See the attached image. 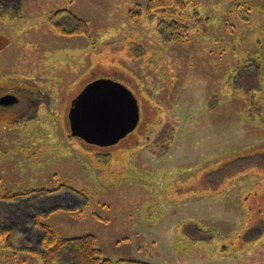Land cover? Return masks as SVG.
<instances>
[{
	"label": "rangeland",
	"instance_id": "obj_1",
	"mask_svg": "<svg viewBox=\"0 0 264 264\" xmlns=\"http://www.w3.org/2000/svg\"><path fill=\"white\" fill-rule=\"evenodd\" d=\"M22 1L20 15H0V96L17 97L0 104V188L66 183L86 196L64 188L0 203L17 228L0 264H42L34 211L62 236L95 234L112 264H264V112L233 82L247 58L264 63V2L199 0L191 40L164 44L161 13L129 19L148 0ZM250 6L249 19L237 13ZM60 9L87 19L91 35L57 33L48 17ZM97 78L140 105L137 128L104 147L72 136L68 116Z\"/></svg>",
	"mask_w": 264,
	"mask_h": 264
},
{
	"label": "trees",
	"instance_id": "obj_2",
	"mask_svg": "<svg viewBox=\"0 0 264 264\" xmlns=\"http://www.w3.org/2000/svg\"><path fill=\"white\" fill-rule=\"evenodd\" d=\"M262 1L264 2V0ZM237 5L238 7L236 6V8L239 9L241 4L237 3ZM243 5L246 4L242 3V7L244 8ZM198 6L199 0H148L145 8L138 4L135 8L131 9L129 12V19L139 22L143 13L150 17H154L161 13L158 30L164 44L186 42L192 38L191 26L193 22H202V20H204L198 10ZM22 8V0H0V15L18 16L21 14ZM252 8L253 6H250V10L245 8L247 10L245 13L241 10H238L237 13L242 18L249 19ZM207 19L206 17V20ZM48 22L59 34L91 35L89 21L69 9H60L53 12L48 17ZM211 49L212 52L217 50V48L215 49L213 47ZM263 64L264 63L258 62L255 58L249 57L244 60L242 65L238 66L236 74L234 75L235 79L233 78V82L244 89V93H247L248 96L253 99L251 108L253 111L255 109L259 112V114L255 113V115L258 114L259 116L264 112V100L259 95V91L263 87L264 82ZM260 152L261 150H253L252 155L235 158L238 163L234 169V175L237 174L239 169L241 170L249 166L247 163H253L251 159ZM228 164L229 163L221 167L219 170L220 176L224 174L225 169L227 171V169L230 168V164ZM225 166L227 167L225 168ZM250 167L251 169L257 168L258 171L261 169V165L257 166L256 164H252ZM205 179L210 182L208 177H205ZM218 184H223L224 186L225 181L220 179L218 180ZM218 184L212 186L218 187ZM64 188H68L82 196H86L84 191L82 192L81 190L72 188L66 183H60L52 188L40 187L34 189H20L18 191H4L0 188V203L7 205L8 203L15 204L17 201L26 198L33 200L35 196L42 197L45 194L52 195ZM45 217V214L34 211L33 225L40 230L41 235L37 243L38 246H36L37 248L34 250L32 249V251L40 257L42 264H61L63 261H67V264H112V261L104 256L95 234L84 233L72 237L62 236L53 225L44 221ZM4 221L5 218L1 217L0 242L3 243L2 247L6 248L12 245L11 239L16 235L17 228L7 226ZM138 263L149 264L146 262L143 263V261Z\"/></svg>",
	"mask_w": 264,
	"mask_h": 264
},
{
	"label": "water",
	"instance_id": "obj_3",
	"mask_svg": "<svg viewBox=\"0 0 264 264\" xmlns=\"http://www.w3.org/2000/svg\"><path fill=\"white\" fill-rule=\"evenodd\" d=\"M4 96L2 104L17 100ZM71 135L96 146H110L135 130L140 106L135 94L123 83L97 78L87 83L69 110Z\"/></svg>",
	"mask_w": 264,
	"mask_h": 264
},
{
	"label": "flooded vegetation",
	"instance_id": "obj_4",
	"mask_svg": "<svg viewBox=\"0 0 264 264\" xmlns=\"http://www.w3.org/2000/svg\"><path fill=\"white\" fill-rule=\"evenodd\" d=\"M7 95L14 96V97L16 98V96H15L14 94H11V93L7 92V93L1 95V96H0V99H1L2 97H4V96H7ZM14 97H11V99L14 100V99H15ZM16 101H17V100H16ZM0 103H1V102H0ZM7 104H8V103H7Z\"/></svg>",
	"mask_w": 264,
	"mask_h": 264
}]
</instances>
